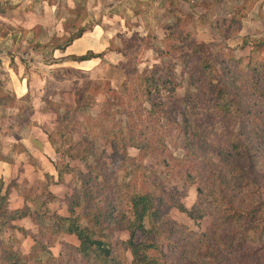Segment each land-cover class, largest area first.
<instances>
[{"label": "rangeland", "instance_id": "374dc122", "mask_svg": "<svg viewBox=\"0 0 264 264\" xmlns=\"http://www.w3.org/2000/svg\"><path fill=\"white\" fill-rule=\"evenodd\" d=\"M22 2L20 7L39 11L41 0ZM47 2L54 5L50 12L54 18L47 24L21 30L20 14L17 17L9 11V20L0 24V61L13 63L17 58L15 80L25 90L20 93L19 83L13 84L0 69V157L24 152L23 160L31 164L33 152H50L58 177L61 170L63 183L70 182V186L58 189L60 198H51L46 179L28 181L21 174L22 165H16L7 178L0 175V195L9 189L20 193L27 200L24 207L39 210L49 225L71 207L72 216L86 226L97 210L115 220L122 212L131 219V191L144 188L156 197L164 196L168 218L181 224L180 230L207 231L213 222L211 213L194 220L169 202L179 200L189 209L195 204L197 181L189 185L187 172L201 175L209 161L229 168L223 153L233 148L229 140L234 135L239 143L249 136L258 148L260 141L250 134L264 123V87L258 74L264 67V0ZM92 25L104 30L105 50L94 52L89 61L76 66L73 59L88 51L55 50L70 45L81 30ZM151 70L160 85L159 91L147 94L138 78ZM216 82L220 84L215 89ZM218 98L230 104L224 117L215 104ZM136 142L142 143L141 150ZM65 165H73L74 174L65 172ZM50 172L51 168L38 167L40 176ZM204 180L209 177L205 175ZM48 199L49 205L39 206ZM149 217L143 220L145 230L151 226ZM25 225L0 230V264H7L3 261L6 250L28 252L34 242L31 230L36 229H25ZM108 225L114 228L104 231L110 240L128 238L127 230L116 229L112 222ZM44 233L42 241L46 242L52 233ZM145 234L137 230L134 240L140 241ZM148 236L159 240L154 230ZM53 238L49 253L42 252V257L26 264H55L50 260L52 253L59 264H85L72 251L75 239L65 230ZM184 239L177 231L169 241L164 239L161 248L169 262L178 258L173 245L184 251L185 264H206L214 257L205 253L207 243ZM122 252L130 264V253Z\"/></svg>", "mask_w": 264, "mask_h": 264}, {"label": "trees", "instance_id": "16d2710c", "mask_svg": "<svg viewBox=\"0 0 264 264\" xmlns=\"http://www.w3.org/2000/svg\"><path fill=\"white\" fill-rule=\"evenodd\" d=\"M123 54L127 55L125 52ZM94 55V52L89 50L73 59L87 60ZM248 62H252V59L250 58ZM258 74L262 75L261 83L264 87V67L259 70ZM138 79L141 81L138 85L144 84L146 86L147 94H150L152 90H157L160 85L158 76H155L152 70L150 74L140 75ZM218 84L220 83L216 82L212 87L214 86L216 89ZM260 84L254 85V87L259 89ZM262 91L264 92V89ZM215 104L221 110L220 113L223 117L228 115L225 110H230V104H227L223 98H218ZM253 129V133L250 135L253 139L257 138L260 141L258 148L252 145L249 136L247 139H243L242 143L236 140L237 135L230 138L229 144L233 148L226 150L229 151V154L223 153V158L229 160V162L227 161L229 168L223 169L221 162L209 161L210 165L202 167L201 175H192L190 171L187 172L186 176L191 179L189 185L195 180L197 181V200L190 209L179 200L171 199L169 202L170 207H176L194 220L211 213L213 222L207 231L195 232L187 228L184 231L180 230L181 224L168 218L169 207H164L166 202L164 196L158 195L156 197L155 194L144 188L131 191L130 202L133 212L131 219L122 212L120 219L115 220L111 214L97 210L90 224L86 226L78 222L77 216H72L71 207L68 210L70 214L58 215L57 220L51 225L44 224L43 216L39 214V210L31 211L29 208L23 207L9 211L8 194L5 193L0 195V226H5L17 218L31 216L38 226L40 236H36V238L32 236L34 242L26 253L21 254V252L6 250L3 261L7 264H26L27 261L42 257V252L49 253L51 251L49 246L54 239V233L63 229L76 237L78 244H71L70 247L75 254L79 255L81 262L85 264H127L123 259L122 251L130 253V264H185L183 262L184 251L180 246L173 245L172 250L175 251L178 258L174 256V261L170 260V262L166 259L167 255L164 254V249L161 248L164 239L169 241L173 237L174 231H177L178 235L184 236V242L187 238H191L198 243H207V252L203 251V254L204 252L209 255L213 254L214 257L206 264H264V123L263 126L259 124ZM185 133L187 138L191 139L186 131ZM135 145L139 150L142 149V143L136 142ZM64 167L65 172L73 173V165L71 168L66 165ZM61 173L63 172L59 170V180H61ZM79 175L82 174L79 173ZM205 175L209 177L210 183L204 180ZM84 182L85 180H83ZM42 204L43 201L39 206L41 207ZM146 216L152 218L149 230L144 228L143 220ZM106 219H109L106 222L107 225H103ZM110 222L114 226L117 225L116 229L127 230L128 238L110 240V234L104 232H111L114 229L107 227ZM137 230H142L146 234L140 241L136 242L134 238ZM153 230L155 234L157 233L159 240H154L148 236ZM44 231L52 233L48 235L46 242L42 241ZM118 244L120 247L122 246L120 250L117 247ZM150 251H154V254H151ZM190 253L191 251L189 255ZM50 260L54 261L55 264L60 263L53 253L50 255Z\"/></svg>", "mask_w": 264, "mask_h": 264}, {"label": "crops", "instance_id": "0c3cea01", "mask_svg": "<svg viewBox=\"0 0 264 264\" xmlns=\"http://www.w3.org/2000/svg\"><path fill=\"white\" fill-rule=\"evenodd\" d=\"M47 1L41 0L40 8L38 11L35 8L27 10L26 8L20 7L23 4L22 0H8V1L0 0V24L2 21L9 20L8 19L9 13H7L8 11L10 12V14L11 13L16 14L15 16H17V17H18V14H20L19 15L20 20H17V21H19L21 24V27H20L21 30H23V28L30 29V28H33L34 26H37V25L41 26V23H42V25L47 24V21L54 18V17L50 16L51 9H54V5L52 3L47 2ZM140 1H142V0H140ZM87 3H88V1H87ZM9 6H11L12 8L8 9ZM22 14H25L26 18H28L30 20L24 21L26 18L23 19L21 16ZM115 15H116V13L112 14L113 17H115ZM17 17L15 19H17ZM15 25L17 28L16 23H15ZM20 29L17 33H20ZM49 31L50 30L47 29L48 34H49ZM16 35H18V34H16ZM103 37H104V30L102 28H100L99 25H92L87 30H83L82 33L80 34V36H78L76 39L71 41V43H69L70 45L65 46V48H63V49L56 48L55 50H61V51H65V52L68 51V54H81V53H83L85 51H89V50H91L93 52H101V51L105 50V43L102 40ZM16 59L17 58H15L13 63L11 61L7 62L5 60H1L0 61V69H3L6 71L7 77L10 78V81L13 82V84L17 85L19 83L17 88H20V93H24L25 90L23 88H21L22 87V85L20 84L21 81L15 80V78H17V77H15L16 76L15 68L16 69L19 68V66H17L18 63H17ZM89 60H81V61L74 60V61H76L75 65L77 66V65H80L81 62H86ZM45 147H46V149H48L47 143H43V148L45 149ZM23 153L24 152H21V154L16 153V152L14 153V151H13V152H11V156L8 158L0 157V175L3 174L2 178L5 179V178H7L6 176L11 175V173L14 171L13 169H15L16 165H22V167L20 169L24 168V170H23L24 172H22L21 174L23 177H26V180L34 181L37 177H39V178L42 177V178L46 179L47 180V182L45 184V187L47 189V191L45 190L46 193L51 195V198H53L54 196H57V199L60 198L61 192L59 193L58 189H60L62 187L68 188L70 186V182H67L65 185V183H63L64 176L61 177V180L58 179L59 178L58 172L56 171L57 164H56L55 160L52 159L50 152H46V153L41 152L39 154L38 153L35 154L36 152H33L32 157H33V159H35V162L34 163L31 162V164H26L29 161L23 160V158H24ZM13 166H15V167H13ZM29 167H31V171L29 170ZM38 167H40L41 170H45V168L46 169L51 168L52 172H50V174H47V176L45 174L40 176L38 173ZM17 169L18 170H16V173L18 174L20 172V169L19 168H17ZM41 182L42 181H40V183ZM65 194H66V191L62 194L63 198H64ZM52 195H53V197H52ZM49 201H50L49 199L47 201L43 200V205H45V202L47 205L49 203ZM25 203L27 204V200L25 199V197L23 195H21L20 193L14 194L13 190L9 189V192H8V210L9 211L21 209L24 207ZM30 210L33 211V209H30ZM54 211L56 213H59V210L57 211V209H55ZM66 211H68V210L66 209L60 215H66ZM43 222L45 225H49V224H46V222L44 221V218H43ZM12 224H18L21 226L26 224L25 226H27V227L24 226L25 229H30L29 227L32 226V228H33V226H34L36 230L30 229L31 233H32V235H31L32 239H33L32 236H35V234H37L38 226L33 221L31 216H24L21 218L11 220L7 225L2 226V227L0 226V230H2V228L5 230H10V229H12L11 228ZM65 234L68 237H72L75 239L73 245L78 244V241L73 234H69L66 231H65Z\"/></svg>", "mask_w": 264, "mask_h": 264}]
</instances>
